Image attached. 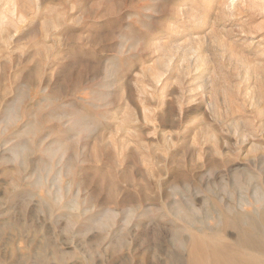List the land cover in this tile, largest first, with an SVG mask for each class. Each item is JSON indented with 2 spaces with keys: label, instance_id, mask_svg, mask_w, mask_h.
Returning a JSON list of instances; mask_svg holds the SVG:
<instances>
[{
  "label": "rangeland",
  "instance_id": "1",
  "mask_svg": "<svg viewBox=\"0 0 264 264\" xmlns=\"http://www.w3.org/2000/svg\"><path fill=\"white\" fill-rule=\"evenodd\" d=\"M214 1L0 0V264H264V0Z\"/></svg>",
  "mask_w": 264,
  "mask_h": 264
},
{
  "label": "bare ground",
  "instance_id": "2",
  "mask_svg": "<svg viewBox=\"0 0 264 264\" xmlns=\"http://www.w3.org/2000/svg\"><path fill=\"white\" fill-rule=\"evenodd\" d=\"M223 2H224V0H215L214 2H212V4L213 3L217 4V6L212 7V9L217 10L222 5H224ZM231 3H233V2H231ZM225 5L229 6V4H227V3ZM230 10H231V8H230ZM225 11H226V6H225ZM260 222L261 223H259V225H256V224H254L252 222L253 224L251 225V227H242V229L240 231V234L238 235L239 243L236 245L238 248H242V247L247 245V246L256 247V248H258L260 250H264V240L262 238H260L259 236H257L255 233L252 232V231L259 232L260 228H261V226H260L261 224H263V227H264V216H263V219L260 220ZM262 232H263V235H264V229L262 230ZM255 249H253V250H255ZM209 251H210V254H211V257H210L211 259L210 260H211V262H213V264H245L243 262V260L239 259V257L237 258L236 261H231V260L227 259L223 255V253H222L223 251H221V249L219 250L218 248L217 249L216 248L215 249L212 248ZM237 251H239V250H237ZM201 256H203V255H201ZM201 256L199 257V259H197V262H200Z\"/></svg>",
  "mask_w": 264,
  "mask_h": 264
}]
</instances>
